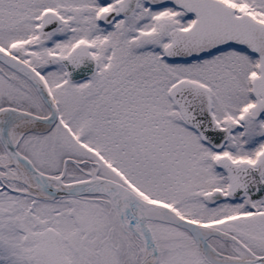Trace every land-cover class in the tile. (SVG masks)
<instances>
[{
  "label": "rangeland",
  "instance_id": "rangeland-1",
  "mask_svg": "<svg viewBox=\"0 0 264 264\" xmlns=\"http://www.w3.org/2000/svg\"><path fill=\"white\" fill-rule=\"evenodd\" d=\"M119 0H0V48L23 59L44 78L57 105L58 121L42 132L23 135L17 149L48 175L64 183L81 180L92 168L114 177L145 200L160 203L204 226L237 231L251 253L264 254V201L233 202L227 179L215 161L225 155L240 159L264 147V114L251 119V80L258 59L244 48H227L185 63H169L160 33L164 21L186 29L192 16L173 6L151 8L139 0L127 17L103 30L101 11L116 9ZM238 14L264 24V0H221ZM58 15L55 29L40 30L41 15ZM35 43V44H29ZM88 43L100 69L88 80L70 83L61 59L72 47ZM205 87L219 126H229L223 147L215 151L180 117L167 96L177 80ZM15 106L39 116L47 114L31 84L0 63V107ZM0 154L4 150L0 145ZM4 172L3 169H0ZM0 179V264H45L32 257V232L52 227L72 264H138V239L126 233L122 217L107 198L83 196L39 201L20 193L24 185L2 189ZM213 188L222 200L210 204ZM260 216H249L250 210ZM242 215V216H240ZM158 248L155 264H207L182 228L149 221ZM210 243L221 254L237 257L227 242Z\"/></svg>",
  "mask_w": 264,
  "mask_h": 264
},
{
  "label": "water",
  "instance_id": "water-1",
  "mask_svg": "<svg viewBox=\"0 0 264 264\" xmlns=\"http://www.w3.org/2000/svg\"><path fill=\"white\" fill-rule=\"evenodd\" d=\"M145 1L155 7L172 3L195 14L193 25L188 30L173 29L170 32L171 43L164 50L169 61H188L229 45L245 47L250 53L257 55L259 74L252 79L251 83L255 104L250 108V117L254 119L264 111V24L245 14L236 16L231 7L223 5L218 0ZM136 2L137 0H121L118 4L119 12L129 14L135 8ZM106 18H109L107 13L100 14L101 21H106L105 23L110 21ZM56 25L57 16L51 11L44 12L41 21L42 31H50ZM170 28H172V24L164 23L161 29L165 32ZM0 62L28 79L48 108V114L45 116L35 115L9 106L0 108V142L3 148L10 155L15 166L22 167L39 184L42 193L47 196L34 197L41 200H55L82 195L106 196L127 222L132 223L134 221L144 239L153 247L152 252L145 254L140 264L152 256H154L152 264L157 259V246L147 220L162 221L186 230L194 240L198 252L208 264H264V255L260 257L252 255L251 258L244 257L242 259L213 257L211 252L213 254L216 252L210 247L206 239L210 235H217L227 240V238H231L227 233L184 219L164 205L145 201L118 182L95 177L89 180L62 183V174L51 176L36 169L32 162L16 149L18 141L28 130H23L18 138L13 141L10 137L9 127L18 124L20 121L30 120L46 125L47 129L51 128L57 119L55 103L42 78L27 63L1 48ZM62 65L66 77L71 81H79L87 77L95 68L88 49L82 45L74 47L69 55L62 60ZM168 96L178 108L181 117L198 132L203 142L216 150L222 147L229 134V129L219 128L214 122L210 112V101L204 87L180 80L170 87ZM66 161L64 160L63 165ZM216 163L218 167L227 170L232 195L236 196L243 191L248 192L251 196L264 193V185L259 180L260 173L264 176V173L260 171L264 166V153L255 163L258 170L247 168V171L244 172L242 165L235 166L225 157L218 158ZM220 198L221 192L213 190L208 196V201L213 202ZM119 201L126 206H119ZM203 228L209 231L204 233ZM32 236L36 239V243L32 247L35 258H41L46 264H70L65 256L61 245V236L58 232L46 228L40 233H33ZM235 242L250 254V251L242 244Z\"/></svg>",
  "mask_w": 264,
  "mask_h": 264
},
{
  "label": "bare ground",
  "instance_id": "bare-ground-1",
  "mask_svg": "<svg viewBox=\"0 0 264 264\" xmlns=\"http://www.w3.org/2000/svg\"><path fill=\"white\" fill-rule=\"evenodd\" d=\"M44 104V103H43ZM45 105V104H44ZM46 125H42L41 123H36L33 121H20L18 124L11 125L9 127L10 137L11 140H16L19 136V134L24 130H28L27 132H42L46 130ZM4 150V154H0V169H3L4 172H1L0 170V178L4 181H7L10 183L11 188H14L13 183L19 182L24 185V189L22 192L30 195H35L39 197H47L44 195L40 189L39 184L35 182V180L20 166H15L13 163L10 155ZM97 173L96 168H92L89 174L94 175ZM79 198V197H77ZM119 206L125 207V204H122L120 201L118 202ZM124 229L126 233L134 235L138 239V246L141 250V258L147 254V252L151 251V247L148 246L147 242L142 238L141 234L139 233L137 226L134 224V221L132 223H128L127 221H123ZM202 231L204 233H207L209 230L206 228H203ZM234 252H236V256L240 259L242 258H249L250 254L243 250L238 249L237 247L234 248ZM152 259H148L143 262V264H150Z\"/></svg>",
  "mask_w": 264,
  "mask_h": 264
},
{
  "label": "flooded vegetation",
  "instance_id": "flooded-vegetation-1",
  "mask_svg": "<svg viewBox=\"0 0 264 264\" xmlns=\"http://www.w3.org/2000/svg\"><path fill=\"white\" fill-rule=\"evenodd\" d=\"M118 3V2H117ZM174 7V6H173ZM176 8V7H175ZM177 9H179V8H177ZM181 10V9H180ZM103 11H107V12H112L113 13V19H112V21H111V23L109 24V25H104V24H102V23H100L99 21H98V18H97V24L99 25V27L101 28V29H103V30H106L107 28H109L119 17H127L128 15H123V14H120L119 12H118V10H117V4H116V9H112V10H103ZM183 11V10H182ZM192 18H193V20H194V16H192ZM193 20H192V22H193ZM164 22H170L171 24H173V26L174 27H177V28H179V29H183V28H181V27H178L177 25H176V22H174V21H171V20H169V21H164ZM163 23V22H162ZM162 23H161V25H162ZM161 25H160V28H161ZM160 33H161V31H160ZM161 34H163V33H161ZM165 37H167L168 38V40H169V37H168V35L167 34H163ZM80 44H84V45H86V46H88V48H89V51H90V53L92 54V56L94 57V59H95V61H96V66H97V68H96V71H95V73L93 74V75H91L90 77H88V78H86V79H84V80H82V81H85V80H88V79H91L96 73H97V71L100 69V63L98 62V60L95 58V56H94V54H93V52H92V48L90 47V45L88 44V43H80ZM166 46V45H165ZM164 46V47H165ZM163 50H164V48H163ZM215 54H217V52L216 53H214V54H211V55H207V56H204V57H200V58H198V59H201V58H205V57H209V56H212V55H215ZM197 60V59H196ZM82 81H80V82H82ZM264 114V112L262 113V114H260L257 118H255V119H259V117H261L262 115ZM253 120V119H252ZM263 152H264V147L263 148H261V149H259L258 151H256L253 155H251V156H246V157H243V158H240V159H234L233 157H230V156H226L229 160H231V162L233 163V164H235V165H237V166H239V165H242L243 166V170H244V172H246L247 171V168H251V169H254V170H258L257 169V167L255 166V163L258 161V159L260 158V156L263 154ZM223 172L225 173V175H226V179H227V183H228V185H227V193H228V195L231 197V199H232V201L233 202H239V201H242V200H244V199H246L247 201H249V202H251V203H255V202H258V201H264V195H257V196H251L249 193H247L246 191H243L242 193H240L239 195H237V196H233L232 194H231V189H230V182H229V179H228V173H227V171H225V170H223ZM260 175H261V173H260ZM260 182L261 183H263V185H264V176H260ZM213 189H219V188H213ZM222 193H223V198H224V196H225V193L223 192V190H221V189H219ZM262 214V212L260 211V210H255V209H252V210H250V212L248 213V215L249 216H260ZM240 216H242V215H240ZM229 220L230 219H228L227 218V235H230L231 237H234L236 240H238L239 242H241L243 245H245L240 239H239V236L237 235V231H235V230H233V229H231L230 227H229ZM230 221H233V220H230ZM224 231V230H223ZM227 245H229V246H231L232 248H233V246H234V244L231 242V241H229L228 239H227Z\"/></svg>",
  "mask_w": 264,
  "mask_h": 264
}]
</instances>
